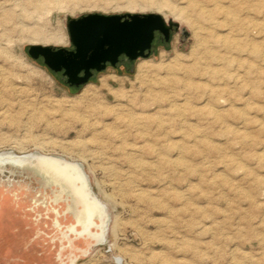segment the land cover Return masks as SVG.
I'll list each match as a JSON object with an SVG mask.
<instances>
[{"label":"rangeland","instance_id":"1","mask_svg":"<svg viewBox=\"0 0 264 264\" xmlns=\"http://www.w3.org/2000/svg\"><path fill=\"white\" fill-rule=\"evenodd\" d=\"M7 1L0 151L76 159L110 219L104 240L75 235L71 196L57 201L41 174L5 170L0 264H264V0H162L183 7L196 34L176 18L178 30L168 41L157 33L148 57L107 65L78 87L29 47L70 49L68 16L172 19L171 8ZM57 28L66 42L43 40Z\"/></svg>","mask_w":264,"mask_h":264},{"label":"water","instance_id":"2","mask_svg":"<svg viewBox=\"0 0 264 264\" xmlns=\"http://www.w3.org/2000/svg\"><path fill=\"white\" fill-rule=\"evenodd\" d=\"M66 28L70 49L35 44L28 54L35 60L41 58L52 72H61L69 86L78 87L87 83L94 72L104 71L107 65L116 66L122 57L128 62L148 57L156 34L168 41L179 24L155 13H89L77 18L68 16ZM181 32L188 35L185 28Z\"/></svg>","mask_w":264,"mask_h":264},{"label":"bare ground","instance_id":"3","mask_svg":"<svg viewBox=\"0 0 264 264\" xmlns=\"http://www.w3.org/2000/svg\"><path fill=\"white\" fill-rule=\"evenodd\" d=\"M7 2H9V0ZM34 2H36L35 5L38 4L36 5L37 7L42 5L44 7L43 9L45 10L46 8H49V4L52 3L51 0H35ZM190 2L194 3V0H190ZM55 3L57 5L60 4L56 0ZM169 3L168 1L160 2L158 0H126L127 7H130V9L134 8V6H139L141 9L144 7L149 8L152 4H155L159 9H162L163 6H168L174 13V17L172 19L164 18V20L167 21L171 19L175 21L176 18H179L181 21H186L191 27L194 28V33L196 34V29L199 28V26H197V21L190 17L183 16V7H177L176 5H172L173 3ZM39 4L41 5L39 6ZM220 37L221 36L219 35L218 38ZM43 40L52 42L54 44H63L66 42L65 35L59 28L55 29ZM263 54L264 53H262V55ZM147 62V60H143L138 64L137 69L140 71V73L146 70ZM39 152H26L17 154L12 151H0V175L4 174L5 170H9V172H15L16 170H30L32 172L41 174L45 184L55 185L57 188H59L57 194L55 195L56 200L59 199L63 194L71 196L72 203L68 204L67 211H70L71 214H73L74 223L67 227L68 230L75 235H88L90 237H99L101 240H104L106 230L108 229V220L110 219L107 212L108 209H106V204L96 196L95 192H93L94 190L91 188L90 181L83 168V165L80 162L75 161L76 159L67 160L62 156ZM96 219L99 223H97ZM93 227H95L97 231L99 230V232H93Z\"/></svg>","mask_w":264,"mask_h":264},{"label":"flooded vegetation","instance_id":"4","mask_svg":"<svg viewBox=\"0 0 264 264\" xmlns=\"http://www.w3.org/2000/svg\"><path fill=\"white\" fill-rule=\"evenodd\" d=\"M123 61H127V60H125V58L122 57L119 63H121V62H123ZM59 74L61 75V72H60Z\"/></svg>","mask_w":264,"mask_h":264}]
</instances>
